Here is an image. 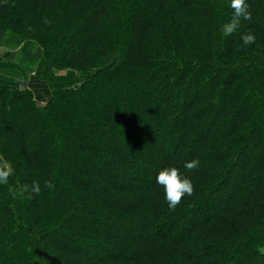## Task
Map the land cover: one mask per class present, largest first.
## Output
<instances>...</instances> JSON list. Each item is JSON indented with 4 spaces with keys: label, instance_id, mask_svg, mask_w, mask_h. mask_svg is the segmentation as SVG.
I'll use <instances>...</instances> for the list:
<instances>
[{
    "label": "trees",
    "instance_id": "16d2710c",
    "mask_svg": "<svg viewBox=\"0 0 264 264\" xmlns=\"http://www.w3.org/2000/svg\"><path fill=\"white\" fill-rule=\"evenodd\" d=\"M246 3L225 36L230 0H0L20 69L81 78L45 106L0 93V264H264V0ZM166 167L194 185L174 210Z\"/></svg>",
    "mask_w": 264,
    "mask_h": 264
},
{
    "label": "clouds",
    "instance_id": "9594fccd",
    "mask_svg": "<svg viewBox=\"0 0 264 264\" xmlns=\"http://www.w3.org/2000/svg\"><path fill=\"white\" fill-rule=\"evenodd\" d=\"M230 7L233 10L231 19L222 26V32L225 36L233 34L240 27L241 20H252V12L246 0H230ZM50 23V21H45ZM244 46H250L256 42V37L252 33L242 36ZM200 161L194 159L185 163L184 167L189 170H195L199 167ZM12 174L11 168L7 165L0 164V184H7ZM156 183L163 187L165 199L169 210H174L180 204L185 195L191 196L194 193V185L190 178L182 176L180 170L176 167H166L162 169L157 177ZM43 187L45 189H54L55 185L50 180H45ZM42 192L41 185L38 181H33L29 185H23L19 189V196L23 197L28 193V198L33 194L39 195Z\"/></svg>",
    "mask_w": 264,
    "mask_h": 264
},
{
    "label": "rangeland",
    "instance_id": "374dc122",
    "mask_svg": "<svg viewBox=\"0 0 264 264\" xmlns=\"http://www.w3.org/2000/svg\"><path fill=\"white\" fill-rule=\"evenodd\" d=\"M0 49L5 51L6 54L11 55L12 58H8V61L11 60V62H15V66L8 65V68H10V70L6 71V74H4L5 71L0 70V74L6 75V78H9V80L11 81L10 86L7 85L0 89V93L5 90L17 91L19 89H29L34 95V100L39 102L42 106H45L52 99L53 93L55 91L69 87L72 88L81 83V78L75 76V74L73 73H63L60 75L52 76L51 78H47L46 80H39L36 77L37 75L35 69H32V71H26L25 69H22L23 67L21 68L22 70L18 67L20 66L17 63L19 55H17L15 51H11L10 49L3 46L1 47V45ZM16 80H18V82H16ZM23 82H25V84ZM170 140H172V136L170 137ZM144 143L146 144V141ZM159 152L160 153L156 157L157 160H161V152L163 151L160 150ZM105 228L108 229L107 232H110L112 236L116 235L114 231L112 232L111 227L105 226Z\"/></svg>",
    "mask_w": 264,
    "mask_h": 264
},
{
    "label": "crops",
    "instance_id": "0c3cea01",
    "mask_svg": "<svg viewBox=\"0 0 264 264\" xmlns=\"http://www.w3.org/2000/svg\"><path fill=\"white\" fill-rule=\"evenodd\" d=\"M10 57H11L10 54H6L5 51L0 49V68H2L0 70L5 71L4 74H6V71L10 70V68H8V65H14V63H15V62L14 63L11 62V60L10 61L7 60L8 58L10 59ZM16 82H18V80H16ZM10 83H11V81L9 80V78H6V75L0 74V89H2V87H5L7 85L10 86ZM23 83H25V82H23Z\"/></svg>",
    "mask_w": 264,
    "mask_h": 264
},
{
    "label": "water",
    "instance_id": "95a60500",
    "mask_svg": "<svg viewBox=\"0 0 264 264\" xmlns=\"http://www.w3.org/2000/svg\"><path fill=\"white\" fill-rule=\"evenodd\" d=\"M25 84V83H24ZM38 106H42L39 102H38Z\"/></svg>",
    "mask_w": 264,
    "mask_h": 264
}]
</instances>
